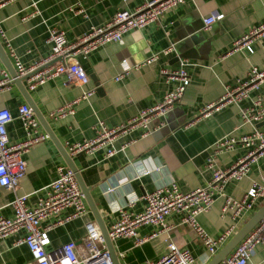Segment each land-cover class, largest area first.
Returning <instances> with one entry per match:
<instances>
[{"label":"crops","instance_id":"0c3cea01","mask_svg":"<svg viewBox=\"0 0 264 264\" xmlns=\"http://www.w3.org/2000/svg\"><path fill=\"white\" fill-rule=\"evenodd\" d=\"M143 1L127 0L123 4L120 0H6L0 3V30L3 33L0 44L10 63L8 65L15 71L14 59L5 41L20 62L28 65L49 54L50 46L46 42L49 28L62 31L66 40L72 41L89 27L110 20L117 10L124 8L131 11ZM32 3L37 14L21 19L33 9ZM214 13H221L222 17L204 28L202 18ZM259 22H264V0H184L164 11L157 21L128 30L122 35L121 42L99 45L85 57L76 55L77 62L87 74L85 84L65 83V77L60 75L46 80L33 90H27L26 79L22 81L33 105L65 149L66 143L92 137L91 126L96 120H101L106 126H114L161 99L175 81L165 82L159 69H175L179 59L189 61L186 67L189 81L181 97L164 116L150 122L160 123L157 131L139 137L140 132L135 129L120 136L114 141V147L130 138L135 141L123 152L111 157H105L102 149L70 156L83 184L89 187L90 196L105 227L116 217V213H110L108 209L109 199L121 203L126 191L142 194L167 180L173 181L183 192L200 187L209 177L204 165L211 143L226 134L239 135L251 130L249 124L240 123L239 110L249 106L255 96H259L264 104V82L257 89L249 90L238 103H226L206 117H194L205 104L216 101L226 89L244 80L251 66L264 67V35L251 42L249 51L232 49L233 41ZM184 37L187 39L183 43ZM168 47L171 50L163 53L162 50ZM152 54L155 58L151 62L130 69L121 79L114 80L121 71L122 60L133 65ZM1 70L8 75L0 60ZM88 88H94V93L87 101L76 104L72 115L58 120L47 116L48 111ZM21 103L25 101L14 84L0 87V107L7 108L13 116L6 125L7 137L11 142L24 137L21 124L15 117ZM254 126L264 133V121L254 123ZM40 130L44 131L41 126ZM243 152L244 149L236 145L230 151L217 154L215 162L221 168L227 167ZM21 157L25 160V172L15 193L26 194L25 204L33 206L36 199L44 194L45 186L55 177V167L65 164L49 138L32 144ZM135 159L141 160L150 173L134 179L130 161ZM156 167L158 169L154 170ZM263 181L264 154L250 165L241 179L227 181L223 189L226 194L240 198L252 182ZM113 184L117 187L105 194L104 188ZM12 197V191L0 186V216L11 215L9 202ZM263 201L259 199L254 208ZM221 204L222 198L216 196L210 209L196 216L198 224L212 238L231 224L229 212L220 213ZM141 206L142 201H138L131 209L138 211ZM69 210L62 209L41 223L48 224ZM248 215L249 212L238 221V225ZM179 218L176 213L166 215L167 231L149 237L140 244L135 243L134 237L112 239L118 263L144 264L146 260H156L164 251L166 242L172 241L177 247L189 251L192 264H207L211 256L190 228L179 224ZM90 220L94 221L87 209L86 214L52 228L48 232L49 244L45 250L50 251L68 241L79 244L85 224ZM156 229L151 224H142L135 232L137 237H142ZM22 234L19 231L0 238V264H30L31 255L27 247L14 243ZM246 264H264V247H254Z\"/></svg>","mask_w":264,"mask_h":264},{"label":"built area","instance_id":"2783aa9c","mask_svg":"<svg viewBox=\"0 0 264 264\" xmlns=\"http://www.w3.org/2000/svg\"><path fill=\"white\" fill-rule=\"evenodd\" d=\"M4 1L6 0H0V3ZM120 1L123 4L127 2V0ZM183 1L144 0L131 11L124 8L119 9L110 20L101 25L89 27L86 32L72 41H67L62 31L49 28L46 37V42L50 46L49 54L28 65L20 62L7 41L5 44L14 59L16 75L23 76L31 73L26 78L27 90H33L46 80L60 75L65 77V83L82 85L87 82V74L77 62L76 55L85 57L99 45L121 42L122 35L128 30L157 21L164 11L174 8ZM31 5L33 9L21 19L37 14L34 3ZM221 17V13L203 17L204 28H208L211 23ZM0 35L3 37L1 30ZM263 35L264 22H259L237 37L233 41L232 49L243 48L249 51L251 42ZM170 50L171 47H168L162 52L167 53ZM154 58L152 54L141 63L133 65H128L125 60H122L120 62L121 71L114 77V80L121 79L128 70L136 69L141 64H147ZM189 64L186 59H179L175 69H159V74L165 82L175 81L161 99L150 106L139 109L133 116L114 126L109 127L101 120H96L91 126L93 136L82 141L66 143L67 154L69 156L77 153L90 154L94 150L102 149L105 157H111L117 152H123L130 143L135 141L134 138H130L122 141L118 147H114V141L120 136L135 129L139 130V137L157 131L160 123L151 124L150 122L164 116L181 97L189 81L186 70ZM0 75V87L10 83V78L4 70L0 71ZM263 82L264 67L251 66L244 80L226 89L216 101L201 107L194 119L206 117L226 103H238L247 96L249 90L257 89ZM93 93L94 88L81 90L71 100L48 111L47 116L54 120L70 116L74 112L75 105L81 101H87ZM239 115L240 123L249 124L251 130L239 135L226 134L211 143L204 165L209 172V177L204 185L183 192L173 181L167 180L142 194L128 190L123 195L121 203L109 199L108 209L110 213H116L114 221L106 227L109 239L134 237L135 243L140 244L149 237L167 231L168 225L164 218L170 213H176L180 217L179 224L187 225L206 253L210 256L214 255L219 246H222L241 226V223L238 225V221L242 220L247 212L251 215L259 199L264 200V181L252 182L240 198L226 194L223 189L227 181L241 179L248 172L250 165L264 154V133L254 126V123L264 121V104L261 98L255 96L249 106L240 108ZM15 117L21 124L24 137L19 141L11 142L7 137L6 125L13 119V116L7 108L0 107V186L13 192V197L9 202L11 215L9 217L0 216V238L22 231L23 234L14 243H22L27 247L31 255L30 264H112L99 229L91 220L86 222L85 232L79 244L68 241L50 251L45 250L49 244V230L86 214L88 208L72 171L63 164L55 167V177L45 186L44 194L36 199L33 206L25 204L26 194L15 193L18 182L25 172V160L22 159V154L26 153L32 144L48 139L46 132L40 130L38 120L26 103L18 105ZM236 145L244 149L242 155L229 166L219 167L215 162L216 155L230 151ZM130 165L134 179L150 173V170L139 159L130 161ZM157 169L158 167L154 170ZM115 187H117L116 184L106 186L103 192L109 194ZM216 196L222 198L220 213L223 215L229 212L231 224L217 237L212 238L198 224L196 216L208 211ZM138 201H142L140 210L132 211L131 208ZM65 208L70 210L62 217H57L45 225L41 223L46 217L56 215ZM142 224H151L157 229L149 235L137 237L135 230ZM257 245L264 247V215L217 264H246ZM192 262L193 258L186 248H179L172 241H167L160 256L156 260H146L144 264H192Z\"/></svg>","mask_w":264,"mask_h":264},{"label":"water","instance_id":"95a60500","mask_svg":"<svg viewBox=\"0 0 264 264\" xmlns=\"http://www.w3.org/2000/svg\"><path fill=\"white\" fill-rule=\"evenodd\" d=\"M186 39L187 37H184L182 39V42L184 43ZM0 60L3 66L8 71V75L10 77V83L16 86L19 93L23 97L25 103L32 109L40 126L42 127L44 132H46V134L48 135V138L52 141V143L56 147L65 166H67L72 171L76 179L77 185L83 195L85 204L89 212L91 213L95 224L97 225L99 229L103 243L109 254L111 263L119 264L117 256L112 248L111 240L107 236L106 227L104 225L103 219L90 196L89 187H86L83 184L81 177L78 173V170L76 169L75 165L72 162V159L67 154V152L62 147V145L53 136L47 122L45 121L43 116L37 111L36 107L33 105L28 92L26 91L24 85L22 84V81L28 78L31 75V73H27L23 76H17L16 72L12 68L9 67L8 64L10 63L8 61V58L1 44H0ZM263 215H264V201L254 211H252L251 215L241 224V226L236 230V232L217 250V252L214 255L211 256L207 264H217L220 260H222L230 252V250L236 245V243L244 236V234H246Z\"/></svg>","mask_w":264,"mask_h":264}]
</instances>
